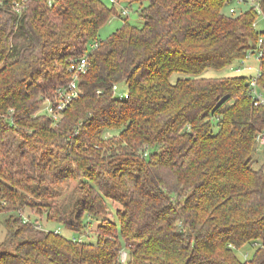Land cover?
<instances>
[{
    "label": "trees",
    "instance_id": "obj_1",
    "mask_svg": "<svg viewBox=\"0 0 264 264\" xmlns=\"http://www.w3.org/2000/svg\"><path fill=\"white\" fill-rule=\"evenodd\" d=\"M0 1V208L15 244L0 264H264V246L235 254L264 242V105L251 76H201L255 53L264 0L239 13L232 0H148L141 27L125 20L105 40L115 3ZM85 55L79 97L59 119L38 114ZM259 69L264 95V53ZM26 204L84 239L25 221Z\"/></svg>",
    "mask_w": 264,
    "mask_h": 264
},
{
    "label": "rangeland",
    "instance_id": "obj_2",
    "mask_svg": "<svg viewBox=\"0 0 264 264\" xmlns=\"http://www.w3.org/2000/svg\"><path fill=\"white\" fill-rule=\"evenodd\" d=\"M108 7H112L113 4L109 1V0H102ZM258 0H232L231 3L229 4L230 6L228 8H226V12H229V9L232 7L235 9L236 12H240L242 10H244L245 8L251 6V5H255L257 3ZM148 0H142L141 2H133V3H128L127 1H121L118 3H115V9H116V13H114L110 19L107 21V23H105V25H103V27L100 29L99 34H98V38L100 40H105L107 39L110 35H112L113 33H115L119 28L122 27L123 23L125 20H128L131 24L136 25L141 27L144 23L143 19L140 17L139 15V8L141 5H147ZM126 8L128 9V15H124L122 14L123 9ZM256 30L258 31V33H260L259 38L262 37L261 32L264 31V16L263 15H258L257 20H256ZM71 63V61H70ZM241 66V71L240 73H237L236 70L237 68ZM259 70V59L256 55V53L254 54H250L245 60H243L242 62H236L234 64H232L231 66H228L226 68L223 69H207L201 76L202 77H222V76H232V75H245V76H255L257 74ZM185 74L183 73H174L171 78L170 81L172 83H175L180 77H184ZM120 92L124 93L126 91V86L125 85H118ZM48 102L46 101L43 106H41L39 113L43 114V113H47L46 111V107H47ZM61 118V116H58L57 119ZM110 134H107V136H109ZM258 150L261 151L262 150V145L258 146ZM259 153V152H258ZM258 156V155H257ZM257 159H260V156L257 157ZM260 162V161H259ZM258 166L260 165L257 164ZM256 165V166H257ZM77 184V182L73 183V186H75ZM29 199H31V197L29 196ZM0 204L4 205L5 203L3 201H0ZM38 207L33 208L31 206H29V204H26L22 207V214L24 216V218L27 219H33L36 220L37 224L39 225L40 228H53V229H58L62 235H64L67 238H81L84 239V237L82 235H80L79 233H75L71 230H68L64 227L58 226L56 223L53 222H49L47 220V216H46V212L44 207H42L41 211L38 212ZM120 209V207L117 204H112L110 203V211H111V219H113L114 221H117L116 218V212L117 210ZM5 210H3V208H0V245L4 242L5 246H14V241H12L9 237V232H8V228L5 226V224L2 222L4 221V215H2V213ZM98 225V221H94V223L92 224V233L89 236L90 240L95 239V235H94V231L96 229ZM258 246H264V242H259V245H253V244H248L245 245L239 249L235 250V254L237 256V258L240 261H247V260H251L255 250L257 249ZM127 260V251L125 249H122L121 251V261L122 262H126Z\"/></svg>",
    "mask_w": 264,
    "mask_h": 264
},
{
    "label": "built area",
    "instance_id": "obj_3",
    "mask_svg": "<svg viewBox=\"0 0 264 264\" xmlns=\"http://www.w3.org/2000/svg\"><path fill=\"white\" fill-rule=\"evenodd\" d=\"M29 0H14L13 2V9L16 12H20L22 5L25 3H28ZM110 2L112 3H118L117 0H110ZM0 4H2V2L0 1ZM257 11L258 14L263 15L261 9L259 8V6H257ZM230 13H235V9L234 8H230L229 9ZM122 14L124 15H128V9L124 8L122 11ZM256 27V24H255ZM262 37L259 38L258 41V46L256 48V55L258 57V59L263 55L264 53V31H262ZM99 42H94L90 47L91 48H96L98 47ZM254 54V53H253ZM245 60V59H244ZM243 63V61H242ZM90 67V61H89V57L87 55H85L84 57L80 58V59H74L71 61L70 63V70L73 72V79L69 81L67 88L60 90L59 91V95L56 98V100L54 102H50L47 101V107H46V111L49 115L53 116L54 119H57L58 116L61 115V112H63L69 105L70 103L76 99L77 97H79L80 95V90L78 88V82L80 79V76L85 74L88 69ZM241 66H239L236 70L237 73H240L241 71ZM260 73V69L258 70L257 74L255 76H251L250 79V86L252 88V92L254 95V105L256 106H260V105H264V95L261 93V91L259 90L258 87V83H257V77L259 76ZM114 93L115 94H119L120 97H127L126 92L121 93L119 86L115 85L113 87ZM257 141L259 144L264 145V131L260 132L258 137H257ZM28 219L25 218V221H27Z\"/></svg>",
    "mask_w": 264,
    "mask_h": 264
},
{
    "label": "crops",
    "instance_id": "obj_4",
    "mask_svg": "<svg viewBox=\"0 0 264 264\" xmlns=\"http://www.w3.org/2000/svg\"><path fill=\"white\" fill-rule=\"evenodd\" d=\"M228 76H230V75H228Z\"/></svg>",
    "mask_w": 264,
    "mask_h": 264
}]
</instances>
